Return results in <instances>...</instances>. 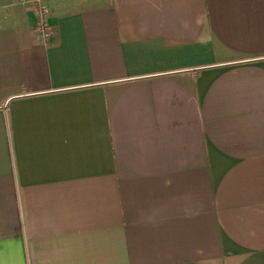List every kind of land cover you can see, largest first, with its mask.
I'll return each mask as SVG.
<instances>
[{
  "label": "crops",
  "instance_id": "obj_1",
  "mask_svg": "<svg viewBox=\"0 0 264 264\" xmlns=\"http://www.w3.org/2000/svg\"><path fill=\"white\" fill-rule=\"evenodd\" d=\"M0 0V264H264V0Z\"/></svg>",
  "mask_w": 264,
  "mask_h": 264
},
{
  "label": "built area",
  "instance_id": "obj_2",
  "mask_svg": "<svg viewBox=\"0 0 264 264\" xmlns=\"http://www.w3.org/2000/svg\"><path fill=\"white\" fill-rule=\"evenodd\" d=\"M20 5H31V10L36 17L34 24V32L42 41H47L53 35V29L47 23L49 9L42 3L41 0H13Z\"/></svg>",
  "mask_w": 264,
  "mask_h": 264
}]
</instances>
